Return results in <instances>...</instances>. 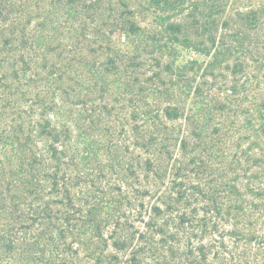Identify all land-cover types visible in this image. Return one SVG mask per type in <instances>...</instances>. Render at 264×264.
<instances>
[{
	"label": "trees",
	"instance_id": "16d2710c",
	"mask_svg": "<svg viewBox=\"0 0 264 264\" xmlns=\"http://www.w3.org/2000/svg\"><path fill=\"white\" fill-rule=\"evenodd\" d=\"M184 1L0 0V264H264V112L177 63Z\"/></svg>",
	"mask_w": 264,
	"mask_h": 264
},
{
	"label": "rangeland",
	"instance_id": "374dc122",
	"mask_svg": "<svg viewBox=\"0 0 264 264\" xmlns=\"http://www.w3.org/2000/svg\"><path fill=\"white\" fill-rule=\"evenodd\" d=\"M124 1L136 12L140 24L147 25L149 16L139 6L145 0ZM184 2L176 20L188 22L185 16L205 12L202 0L195 3L188 0ZM192 4L196 5L193 7ZM223 4L215 12L214 18H210L215 20L211 34L215 38L216 62L208 65L212 58L181 48L182 53L177 63L181 64L190 58L196 59L198 64L195 71L188 75L192 76L193 85L200 90H211L212 95L208 97L211 104L224 96L223 88L229 89V99L237 104L238 109L237 106L235 108L238 110L239 120H242L248 114L264 112V0H224ZM199 40L205 42V35ZM165 80H170V76H165ZM194 99L191 97L188 103ZM253 120L257 127L260 121Z\"/></svg>",
	"mask_w": 264,
	"mask_h": 264
}]
</instances>
